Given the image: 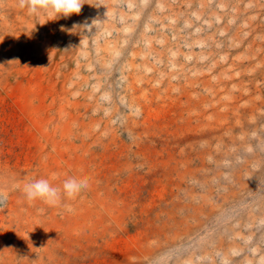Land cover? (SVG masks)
Here are the masks:
<instances>
[{"label": "rangeland", "instance_id": "374dc122", "mask_svg": "<svg viewBox=\"0 0 264 264\" xmlns=\"http://www.w3.org/2000/svg\"><path fill=\"white\" fill-rule=\"evenodd\" d=\"M86 2L0 0V264H264V0Z\"/></svg>", "mask_w": 264, "mask_h": 264}, {"label": "clouds", "instance_id": "9594fccd", "mask_svg": "<svg viewBox=\"0 0 264 264\" xmlns=\"http://www.w3.org/2000/svg\"><path fill=\"white\" fill-rule=\"evenodd\" d=\"M85 3H87L86 0H18L19 8H26L28 14L35 17L37 21L41 16L51 17L50 20H55L79 14ZM75 28L74 25L73 30ZM61 30H64L63 26H61ZM52 179H56V174H53ZM87 187V179L78 178L76 174H73L63 181L62 187L53 186L48 179H34L24 185L23 192L29 203L41 200L49 206H61L62 195L74 199ZM7 198V192L0 189V206L7 201ZM63 207L69 212L73 211L71 205L64 204Z\"/></svg>", "mask_w": 264, "mask_h": 264}]
</instances>
